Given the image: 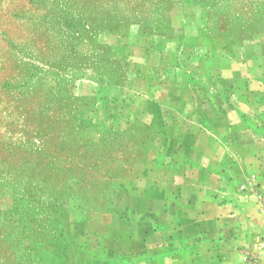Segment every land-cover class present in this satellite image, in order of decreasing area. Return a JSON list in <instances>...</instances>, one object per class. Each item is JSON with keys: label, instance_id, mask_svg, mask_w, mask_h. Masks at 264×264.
<instances>
[{"label": "crops", "instance_id": "crops-1", "mask_svg": "<svg viewBox=\"0 0 264 264\" xmlns=\"http://www.w3.org/2000/svg\"><path fill=\"white\" fill-rule=\"evenodd\" d=\"M110 59L86 95L126 159L80 264H264V25L227 42L183 10Z\"/></svg>", "mask_w": 264, "mask_h": 264}, {"label": "rangeland", "instance_id": "rangeland-1", "mask_svg": "<svg viewBox=\"0 0 264 264\" xmlns=\"http://www.w3.org/2000/svg\"><path fill=\"white\" fill-rule=\"evenodd\" d=\"M183 10L227 42L264 25V0H0V264L82 262L126 159L86 93Z\"/></svg>", "mask_w": 264, "mask_h": 264}]
</instances>
